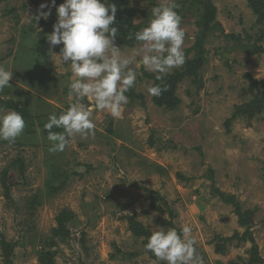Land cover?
<instances>
[{"label":"rangeland","instance_id":"374dc122","mask_svg":"<svg viewBox=\"0 0 264 264\" xmlns=\"http://www.w3.org/2000/svg\"><path fill=\"white\" fill-rule=\"evenodd\" d=\"M163 2L130 0L139 31ZM42 3L50 6L51 0H0V66L13 72L0 99L26 110L23 133L13 143L0 140V172L8 169L10 186L6 198L0 185V236L16 243L13 263L37 264L55 217L69 209L75 218L69 237L53 247L56 264H165L145 249L143 236L132 233L130 216L151 234L190 226L204 264H264V100L252 114L236 111L255 93L264 97L262 88H248L249 77L264 79V22L247 0H176L186 61L196 56V38L207 31L202 64L175 86L178 105L169 110L154 103L147 91L154 79L143 72L157 74L138 67L135 56L130 67L142 98L125 94L128 103L118 118L85 98L94 135L70 138L56 153L49 151L44 125L49 114L59 115L74 102L72 72L56 46L49 51L50 19L35 22ZM204 10L215 14L203 28L196 21ZM116 45L122 55L133 56L140 42ZM214 187L251 211L248 226L239 225L234 207ZM34 196L38 204L28 208ZM0 264H6L1 246Z\"/></svg>","mask_w":264,"mask_h":264},{"label":"clouds","instance_id":"9594fccd","mask_svg":"<svg viewBox=\"0 0 264 264\" xmlns=\"http://www.w3.org/2000/svg\"><path fill=\"white\" fill-rule=\"evenodd\" d=\"M55 7L57 21L53 31L46 39L49 51L57 45H63L58 54L60 62L70 65L72 78L69 95L74 102L59 115L49 114L44 125L47 140L51 143V153L62 152L69 139L79 135H94L95 123L91 119L92 111L83 103L85 98L94 101L97 111H108L118 118L121 109L128 103L125 95L135 85L137 73L130 67L135 56H139L137 66L156 73V80L162 81L172 69L186 62L183 45L185 31L181 27L182 17L176 9V0H164L151 9L147 26L135 33L140 47L133 56H124L116 45L118 27H116L117 6L109 0H63ZM51 7L42 3L35 15V22L51 15ZM48 8V11H44ZM13 72L0 66V92L11 87ZM152 96L159 97L167 91L166 86L153 84L147 89ZM25 129V120L16 110L0 108V140L15 142ZM53 129H63L54 131ZM196 239L192 228L183 225L178 232L175 228L153 231L145 245L157 262L165 264H204L198 254Z\"/></svg>","mask_w":264,"mask_h":264},{"label":"trees","instance_id":"16d2710c","mask_svg":"<svg viewBox=\"0 0 264 264\" xmlns=\"http://www.w3.org/2000/svg\"><path fill=\"white\" fill-rule=\"evenodd\" d=\"M249 6L254 11L255 15H257V21L264 22V0H247ZM60 3H63V0H56V5L58 6ZM109 3H113L117 6V13H116V27H118V34L116 41L120 44L124 45H131L137 43L135 39V33L142 28L141 24H134L133 23V11L134 8L130 5V0H109ZM51 7V4H50ZM214 10H204L202 16L198 19L197 24L201 27H208L209 23L214 20ZM56 16V9L55 7H51V15L48 17L50 22L48 24L49 29L53 31V24ZM46 24V20L43 21ZM206 30L201 32L199 35L200 37L196 38L195 42V50L197 51L196 56L193 59L186 61L183 68L181 70H175L171 74H167L164 76L163 80H156L155 74L146 73L144 70V74L153 77L154 83L153 84H160L161 86H166L167 91L163 92L159 97L153 96V101L157 106H163L166 109L172 110L175 108L178 103L179 99L175 96L176 84L182 79L185 75H195L198 68L202 64L203 57H202V39L206 37ZM262 36L264 33V29L261 30ZM63 47V45H62ZM60 45L55 47L57 52H60L62 48ZM194 49V48H193ZM259 51L264 53V48L260 47ZM249 90L252 92L255 88H262L264 90V79L257 80L254 78L249 77ZM130 99L134 100V98H142L140 94L135 93L134 86L125 93ZM259 96L258 93H255L254 98L251 99L249 102L238 106L236 109L237 112L248 113L252 114L254 110H259L262 106V102L264 100L263 93ZM0 108L4 109H12L18 111L21 115L26 114L25 109H20L16 102L11 100H2L0 99ZM16 163L19 165L20 169H23V162L17 158ZM212 170H210L209 177L212 179ZM179 177L182 178L181 174H177ZM8 169L4 168L0 172V185L3 188L4 194L6 198H9V184H8ZM146 190L147 193H150L146 188H142ZM214 191L219 196V198L226 204H231L234 207V212L238 217V223L241 226H248L251 217L250 210H242L236 196L225 194V192L220 191L219 189L214 187ZM152 199L154 197H151ZM163 200V198H162ZM34 204H38L37 197H32L28 203L27 207L33 209ZM166 204V202H164ZM75 214L73 211L69 209H62L58 215L55 217L56 225L51 229V235L49 240L44 241L43 247L40 250L38 257H37V264H56L55 263V255L56 251L53 247L58 245V241H65L70 234V230L68 225L74 220ZM129 227L133 234L136 236H143L146 243L148 241V237H150L151 233L148 229H146L140 222L136 221L133 216L129 218ZM84 233L81 235V240L83 241ZM0 246L3 252L4 261L6 264H14L11 260L13 255V250L16 246L15 242L7 241L4 235L0 236ZM252 256L256 260H260L257 256L255 248L252 249ZM160 264V263H159Z\"/></svg>","mask_w":264,"mask_h":264}]
</instances>
